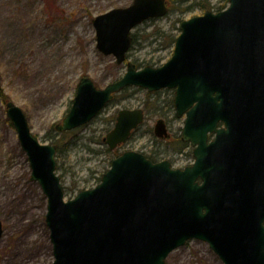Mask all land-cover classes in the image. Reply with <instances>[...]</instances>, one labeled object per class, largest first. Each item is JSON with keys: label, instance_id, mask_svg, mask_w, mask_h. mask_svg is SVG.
<instances>
[{"label": "water", "instance_id": "95a60500", "mask_svg": "<svg viewBox=\"0 0 264 264\" xmlns=\"http://www.w3.org/2000/svg\"><path fill=\"white\" fill-rule=\"evenodd\" d=\"M166 12V0H132L96 14L97 49L122 63L131 30ZM179 28L170 58L159 66L136 68L129 60L124 74L102 88L80 77L55 127L88 122L125 86L174 88L175 112L185 113L183 137L197 143L191 165L172 168L126 150L98 183L65 199L56 146L40 142L23 110L6 103L30 178L46 197L53 264H165L191 238L207 242L224 264H264V0H228L224 9L181 20ZM142 118L141 108L119 109L103 138L108 147L125 141ZM213 130L216 139L207 143ZM155 134H166L161 119ZM225 138L226 160L209 157ZM2 231L0 221V237Z\"/></svg>", "mask_w": 264, "mask_h": 264}, {"label": "rangeland", "instance_id": "374dc122", "mask_svg": "<svg viewBox=\"0 0 264 264\" xmlns=\"http://www.w3.org/2000/svg\"><path fill=\"white\" fill-rule=\"evenodd\" d=\"M132 0H0V89L24 111L41 142L68 143L58 156L57 172L69 198L94 186L113 157L103 141L122 108H145L144 121L121 149L137 148L153 138L160 113L172 120L171 89L147 91L127 86L88 123L66 132L53 131L68 111L81 76L97 87L120 78L126 62L116 63L96 47L92 18ZM167 12L132 29L136 40L127 59L137 67L158 66L172 54L182 19L217 10L225 0H166ZM204 5L205 7H202ZM175 126L180 121L172 120ZM52 129V130H51ZM30 165L0 94V264H53L46 198L30 178ZM165 264H223L208 243L191 239L171 251Z\"/></svg>", "mask_w": 264, "mask_h": 264}, {"label": "flooded vegetation", "instance_id": "af4514ba", "mask_svg": "<svg viewBox=\"0 0 264 264\" xmlns=\"http://www.w3.org/2000/svg\"><path fill=\"white\" fill-rule=\"evenodd\" d=\"M172 91L174 95V90ZM171 105V109L173 110L172 120H181V123L175 126L174 123H170V121L172 120L168 116H161L160 114L162 113H160L157 119L155 120L153 126H151V133L153 132V138L149 139V141H145L142 145L133 149L141 152L146 158H148L152 162L166 160L170 163L171 167L173 168H184L185 166L192 164L196 160L195 149L197 143L193 144L191 139H186L183 137V124L185 113L180 116H177L173 106V98L171 99ZM143 110L144 117L142 122L144 121V118L146 116L145 108H143ZM159 119L164 122L166 130V134H164V136L162 137L156 136L155 134V124ZM141 123H139L136 128L131 130L128 139L133 135L135 130L138 129ZM221 125L222 122H219L218 127ZM216 134L217 130L207 132L205 141L207 143L214 141L216 139ZM221 141H223V145H219L220 148L217 151H210L208 155L209 157L215 158L216 160L222 162L226 160V138L222 139ZM125 142L119 144L118 146H116L115 149L112 150L113 157L123 152L124 150L129 149L123 148L120 150L121 145ZM197 180L201 181V178L198 177Z\"/></svg>", "mask_w": 264, "mask_h": 264}, {"label": "trees", "instance_id": "16d2710c", "mask_svg": "<svg viewBox=\"0 0 264 264\" xmlns=\"http://www.w3.org/2000/svg\"><path fill=\"white\" fill-rule=\"evenodd\" d=\"M171 1H172V0H170V2H171ZM225 2L228 3V0H225ZM225 6H226V5L220 6L219 9H222V8H224ZM202 7H205V6L202 5ZM219 9H217V10H219ZM132 38H133V42H135V40H136V36H135V34H132ZM173 41H174V38H173ZM173 41H172V42H173ZM0 94H1V97L3 98V100L6 101V100H7V99H6V96L3 94V92H2L1 89H0ZM52 129H53V131H55V128L52 127ZM52 129H51V130H52ZM56 132H57V131H56ZM60 133H62V132H60ZM50 138H51V142H54V143L56 144V146H57V152H58L57 156H59V153H60L61 151H63L64 149H66V146H68V143H67V142H66V143H60V141H59L58 139L54 138L53 135H51Z\"/></svg>", "mask_w": 264, "mask_h": 264}]
</instances>
